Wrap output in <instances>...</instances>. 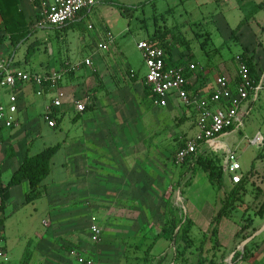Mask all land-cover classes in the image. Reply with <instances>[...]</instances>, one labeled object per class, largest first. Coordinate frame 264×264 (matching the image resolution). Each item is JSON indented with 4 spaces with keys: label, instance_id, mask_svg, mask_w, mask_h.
<instances>
[{
    "label": "crops",
    "instance_id": "obj_1",
    "mask_svg": "<svg viewBox=\"0 0 264 264\" xmlns=\"http://www.w3.org/2000/svg\"><path fill=\"white\" fill-rule=\"evenodd\" d=\"M219 1L222 4L223 2L227 4L228 7L238 5L236 2H232L233 0ZM18 2L19 9L22 11L31 31L34 32L37 28L47 25L44 24L43 8L39 3H32L30 0H18ZM262 4H264V1L251 6L253 14L245 17L244 25H248L249 21L254 19L256 20L257 29L263 33L264 6ZM125 15L126 13L121 12V9L117 6L103 0L93 7L79 12L69 23L70 26L81 25L82 30L90 28L89 25L92 22L100 24L96 44L94 41H86L81 37L79 38V44L97 48V50H108L111 45L115 44L116 36L127 29V22L124 20ZM1 23L0 16V28ZM108 23H111V26H108ZM60 28L64 29L63 26ZM205 32L210 33L208 36L211 42L215 36L219 35V31L215 28ZM34 34L14 48L7 34L3 31V38L0 41V57L3 59L9 58L13 68L26 70L28 62L25 61V55L24 59L19 61L14 58V54L20 46L26 45L28 42V45L35 42L36 40H30ZM243 34L241 27L234 39H243ZM229 38H231V35ZM99 45H104V47L100 48ZM252 46V43L247 41L241 53L245 52L247 57L252 59L256 72L260 77V82L257 85L259 88L240 106L238 125L224 131L214 142L206 146L211 151L219 152L223 156L225 171L223 182L225 188L226 185L231 184L234 186V184L231 183L230 175L225 170L224 158L228 150H236L241 164L239 171L242 175L241 182L244 183V188L239 195L241 201L236 203L228 217L223 218L216 225L215 237L218 244L215 249H212L210 240L205 245L204 256L209 259L213 258L214 264H229L232 254L231 260H235V264H264V230L246 245L247 257L245 259H243V254L235 257L239 251L242 252L239 248L240 243L246 239L244 236L254 234L264 225V217L254 215V213H251L252 210L249 208V204H243L246 198L248 200L252 199L254 202L262 199L264 202V124L262 123L252 131H246L244 135L240 136V139L236 135L237 130L239 132L242 129L245 130L246 122H248L247 120L252 116L254 110L257 109V104L264 103V80L261 79V74L264 71V68L261 67L264 60L259 57L260 54L256 55V50H253ZM261 46L259 45V48ZM262 50L264 51V49ZM87 58L91 60L92 64L88 66V70H84L83 61ZM176 61L179 63L178 60ZM69 62H71L70 58L60 61V69L58 70L43 65L41 72L30 71L39 74L55 73L60 76L58 91L63 94L62 105L53 108L56 126L49 127L47 125L48 128L60 129L68 110L71 111V117L68 118L66 131L59 139H56L57 143L55 144L61 143V147L51 159L50 173L47 176V178L51 177V180L48 181L46 178L43 181L44 190L38 197L29 201L38 204V201L42 200L44 202L46 200L48 203L47 218L41 221L42 230L37 234V244L28 251L23 249L16 260L11 258L12 251H8L4 235L5 207L15 200L27 203L25 197L29 190L28 183L24 180L19 185L12 186L9 190V199L5 203L2 216L4 219L0 224L8 264H78L70 247L71 241L61 245L56 244V230L57 228L62 229L65 233L69 229L68 226L72 225L73 214L80 212L78 207L81 202L84 204L83 210L89 212L90 215L86 224L87 228L85 231L77 233H73L70 230L71 228L69 230L72 232L71 235L79 238L77 240L80 243L76 241V244L83 252L82 255L87 259H91L93 264H157L160 258H164L161 264H185L184 257L187 260L189 259L188 262L196 264L199 245L188 248L185 254L181 255L180 252H183L184 243L181 246H173L168 239L162 237L155 242L152 240L148 245L142 246L138 250L143 254L142 258L135 259L128 255V250L131 247L126 243L120 245L118 239L119 237L152 238L163 228V224L160 226L155 224L159 220H164V214L153 208L159 204V199L153 200V190L158 191L161 174L160 170L153 168L151 156L154 155V158L161 157V151H157V146L161 148L162 141L166 140V133L162 132V125H166L168 113L164 116L162 111L168 108V104L171 108L169 111L176 110L175 106L179 105L177 100H180L173 96L164 107L154 104L152 94L146 86V89H144L146 71L144 75L139 77L136 69L129 66L126 68V76L121 75L122 77L119 78L105 64L95 65L94 58L90 55L85 56L84 59L73 65H69ZM70 68H73L74 72H71ZM234 68L235 75L230 76L229 70L228 76H226L232 83H235L237 79L236 63ZM201 75L196 76L193 72L188 75L190 94L202 95L203 88L209 87L211 91L214 88V79H202ZM8 93V90L1 91L0 101L6 102ZM30 93L36 95L31 84L21 87L17 92L19 110L15 116L16 124L10 128L0 125V131L9 130L10 133L7 139L12 140L4 147L2 146L4 138L0 135V182L2 186L8 183L12 174L20 166L25 154L32 156L46 148L32 152V146H23L18 143L19 141L16 143L14 141L20 136V129L26 127V125H32L26 113L27 106L35 102V100L29 99ZM54 95L53 91H46L43 95L36 96L38 98L49 96L50 102H46L44 106V110H46ZM75 99L84 101L86 107L83 112L79 113L75 110L73 104ZM15 129L17 130L15 131ZM257 135L262 138L260 146L255 144L260 151H253L249 161L244 165L240 161L241 153H239V149L243 148L245 150L248 147H253L252 140ZM149 142L152 143L150 144V153L145 149ZM245 142H248V144ZM153 146H155L154 149ZM199 150L202 151V148H199ZM59 154L62 155V158L58 166L54 168L55 158ZM183 177V174L179 176L177 184H181ZM179 180L180 183H178ZM81 199L84 201H80ZM104 208H107V213H105ZM215 208L217 213L219 205ZM185 214L192 221L191 231L195 226V221L188 213ZM92 218H95V223L102 230V226L104 227L101 234L102 238L99 240L94 237H91L92 241L91 238L89 239L88 224L92 223ZM246 218L250 219L251 225L243 231L241 222ZM106 220L108 221L107 226H105ZM211 222L208 227L202 229V234L207 233V230L212 227ZM225 232L230 237L229 241L223 239ZM84 237L88 240H85ZM151 245L152 247L147 254L146 250ZM132 250L136 251V249ZM26 252L29 253L28 259L25 258ZM213 253H215L214 257H212ZM174 258L176 260H173Z\"/></svg>",
    "mask_w": 264,
    "mask_h": 264
},
{
    "label": "rangeland",
    "instance_id": "obj_2",
    "mask_svg": "<svg viewBox=\"0 0 264 264\" xmlns=\"http://www.w3.org/2000/svg\"><path fill=\"white\" fill-rule=\"evenodd\" d=\"M261 1L264 0H233L232 2H236L238 5L228 7L227 4L224 2L222 4L219 0H116L119 5L124 7L123 12L126 13L124 20L127 22V29L122 34L116 36L115 44L111 45L108 50H97V48L79 44L80 37L86 41L91 40L95 44L97 43L96 37L99 35L101 26L96 22H92L89 25L91 27L86 30H82V26L78 24L64 29L45 25L37 28L33 32L35 34L30 39L31 41H36L32 44L33 50L30 54L26 70L41 72L43 65H48L58 70L60 69V61L65 58H70L71 62H69V65H73L79 60L84 59L85 56L90 55L94 58L95 65L105 64L119 78L122 77L121 75L126 76V68L129 66L136 69L140 77L144 75L146 68L143 64L141 53L137 48V42L156 37L154 34L157 30L165 31L167 29L166 42L170 43L171 61L175 62L178 60L179 65H174V67H184V72L185 70L188 72L187 77L193 72L196 76L202 74V79L215 80L219 75L228 76L229 70L230 76H234V64L236 63V67L238 66L237 57L245 53L241 52L245 48L247 41L252 43V48L256 50V55L260 54L259 57L264 60V51L262 50L264 49V32L262 33L257 29L256 20L251 19L248 25H242L244 32L243 39L235 40L233 37L229 38L238 24L241 21H245V17L253 14L251 6ZM108 26H111V23H108ZM213 28L219 31V35L215 36L212 42L206 40L204 44V37L198 38L196 36V33H205V31H211ZM28 43L17 48L16 54H14L16 60L22 61L24 59ZM259 45H262L261 48H259ZM65 66L67 67V64ZM261 68H264V64ZM83 69L88 70L89 67L85 65ZM69 70L74 72L73 68ZM263 78L264 71L261 74V79L264 80ZM204 86L206 87L205 84ZM146 88L144 84V89ZM189 88V85H187L188 90ZM202 90V95L194 93L190 94V98L202 100L207 98L211 93L209 87ZM29 99L35 100L26 109L28 119L32 125H26V127L20 129V136L14 139V141L15 143L19 141L18 143L23 146H32L31 151L36 152L57 143L56 139H59L66 131L71 111L68 110L66 112L60 129H50L43 121L44 106L46 102H50L49 96L38 98L33 93H30ZM81 101L84 102L83 100ZM177 103L179 105L175 106L176 110L169 111L171 108H169L168 104V108L162 111L164 116L168 113L166 125H162V132L166 133V140L162 141L161 148L157 146V151H161V157L154 158V155L151 156L153 168L160 170L161 174L160 187L157 189L158 191L153 190V200L159 199V204L153 208L160 210L164 214V220L155 222L157 226L161 224L164 226L168 222L171 218V210H174L178 219L185 213H188L195 221V226L188 234L190 246L193 248V246L200 245L203 236L202 229L208 227L213 216L216 215L215 206L219 205V208L221 207V202L226 200L233 185H226L225 188V183L222 181V186L219 187L218 177L211 180L208 171L199 165L192 166L189 173H184L188 166H181L176 162L177 149L182 144L185 145L189 139L192 140L197 133L196 120L199 115V107L196 104L187 106L178 100ZM257 106V109L254 110L252 116L247 120L248 122H246V126L244 127L245 130L242 129L241 132L237 130L236 135L239 139L246 131H252L262 123L264 124V103H258ZM9 133L7 129L0 131V135L4 138V142L2 143L4 147L7 143L12 142L11 139H7ZM245 143L248 144V142ZM150 144L152 143L149 142L147 148H145L148 153L151 151ZM154 148L155 146H153ZM248 148L245 150L243 148L239 149V153H241L240 161L244 165L249 161L253 151H260L255 144H253V147ZM200 152H203L206 158L213 161L216 171L220 170L224 178L225 171L221 153L213 152L208 147L202 149ZM61 158V154L55 158L56 163L54 168L58 166ZM181 174L184 177L179 185L177 184V179ZM47 180L50 181L51 177L47 178ZM255 193L257 192L255 191ZM182 200L185 202L184 205ZM245 200L243 204H249L248 206L252 210L251 213L257 215L258 209L263 202L262 199L255 202L252 199L248 200L246 198ZM80 201L84 200L81 199ZM42 202L40 200L37 204L15 200L5 207L6 222L4 224V235L8 251H12V259H18L23 249L28 251V249L37 244V234L42 230L41 221L47 218L48 203L46 200ZM83 208L84 204L81 202L78 207L80 212L78 211V214H73L72 216V225L68 227L69 229L71 228L70 230L73 233L85 231L87 228L86 224L90 215ZM104 209L105 213H107V208ZM234 215L236 216L235 213ZM249 221V218L244 219L241 222V227L247 225ZM91 224H88L90 231L89 239L91 237L98 240L101 239L104 227L99 223L103 230L100 228L101 233L97 236L92 232ZM107 224L108 221L106 220L105 226ZM69 229L63 233L62 229L57 228L56 244L61 245L62 243L71 241L70 247L75 252L74 255L77 261L80 256L84 257V255H82L81 249L78 248L79 245L76 244V241L79 242V238L71 235L72 232ZM207 232L208 241L210 240L212 249L214 250V244H218L215 237L216 234H211V228ZM229 238V235L225 232L223 239L229 241ZM118 239L120 245L126 243L131 247L128 250L130 257L141 259L143 254L138 252V250L142 246L148 245L154 240V237H119ZM85 240H88V238ZM182 243L181 234L179 233L176 236V245L181 246ZM132 249H136V251ZM188 260L184 257L185 264H192Z\"/></svg>",
    "mask_w": 264,
    "mask_h": 264
},
{
    "label": "built area",
    "instance_id": "obj_3",
    "mask_svg": "<svg viewBox=\"0 0 264 264\" xmlns=\"http://www.w3.org/2000/svg\"><path fill=\"white\" fill-rule=\"evenodd\" d=\"M39 3L43 8L44 24L60 28L75 16L93 7L103 0H30ZM103 48L104 45H99ZM144 66L146 68L145 84L151 90L154 104L166 106L171 97H177L184 104H196L199 107V115L196 120L197 133L192 140H188L183 148L177 150L176 162L183 164L185 159L200 152L199 148H206L214 142L224 131L238 125L240 106L248 100L250 95L258 90L254 85L249 68L241 56L237 57V79L235 83L226 77L219 75L214 80V88L209 96L202 100L191 99L187 89L188 80L184 75V67L170 66L166 62V52L163 47L149 40L137 42ZM86 66H91L89 58L83 61ZM60 76L55 73H34L23 69L13 68L9 58L0 57V92L8 90L6 102L0 101V125L10 128L16 124L19 97L18 90L31 84L35 94L43 95L46 91L55 93L50 105L43 113V120L49 127L56 126L53 108L61 107L63 94L58 91ZM75 110L83 112L85 103L79 99L73 101ZM253 144L261 145L262 138L257 135L252 140ZM225 170L230 175L232 184H238L242 180L240 174L241 164L237 152L228 150L225 158ZM4 212V200L2 187L0 186V218ZM91 230L97 236L101 233L100 227L92 218ZM75 254V252H72ZM78 264H93V261L85 257L77 259ZM0 264H8L7 253L4 247L2 227L0 225Z\"/></svg>",
    "mask_w": 264,
    "mask_h": 264
},
{
    "label": "trees",
    "instance_id": "obj_4",
    "mask_svg": "<svg viewBox=\"0 0 264 264\" xmlns=\"http://www.w3.org/2000/svg\"><path fill=\"white\" fill-rule=\"evenodd\" d=\"M109 3L113 4L114 6H117L119 9H121V12L124 11V7L122 5H119L116 0H106ZM264 6V4H262ZM82 12V11H81ZM0 16L2 19L1 23V28H0V41L3 38V31L7 34L8 38L12 42V45L14 48L22 42L26 41L32 34L33 31L29 29L28 24L25 20V17L22 13V11L19 9V2L18 0H0ZM244 24V21H241L237 28L233 30L231 34V38L235 37L236 34L239 32L241 29L242 25ZM70 26V23H66L63 28H66ZM168 35L167 29L165 31L157 30L154 36L156 37H151L149 39L150 42L157 43L161 47L164 48L166 52V62L170 66H176L179 65L177 61H171V56H170V43L167 41L166 42V36ZM196 36L199 37H204L203 43L205 44L206 40H209L208 34L205 33H196ZM32 43H30L27 47V51L25 54V61H29L30 54L33 50L32 48ZM241 57L245 60L251 77L254 81V85L257 86L260 82V77L258 76L255 65L252 62L251 58H248L246 53L241 54ZM187 71L184 72L185 77H187ZM145 80V78H144ZM147 87L148 91L151 94V90L149 87L145 84ZM147 91V93H148ZM146 93V94H147ZM153 98V96H152ZM61 143L46 147L44 150L40 151L39 153L35 155H28L25 154L20 166L18 169L12 174L10 180L8 183L4 186H2L0 182V186L2 187V192H3V200H4V206L6 201L9 199V190L12 186L19 185L22 181H27L29 190L26 194L25 200L27 202L32 201L36 197H38L41 192L44 190V184L43 181L47 178V176L50 173V163L52 157L55 155V153L60 149ZM184 144H182L178 149L183 148ZM177 149V150H178ZM194 165H199L202 167L204 170L208 171L209 178L211 180H214L215 178L218 177V186H222V173L220 170L216 171V166L211 161L210 159L206 158L203 155V152H195L194 154L188 156L185 161L183 162L182 166H188L184 173H189L192 169V166ZM180 183V180L178 181ZM244 188V183L240 182L238 184H234V186L231 188L229 191L227 198L225 201L221 202V207L217 211L216 215L212 218L211 222V234H216V225L220 223V221L228 217L231 210L234 208L237 202L241 201L239 195L240 192ZM181 191V190H180ZM184 204V200H183ZM261 218L264 217V202L260 205L258 209V214ZM171 218L166 222V224L163 226L161 231L156 234L154 237L153 242L158 240L159 238H166L168 239L173 246H176V236L180 233L181 234V240L184 243L183 247V252L180 254L184 255L185 251L188 248H191L190 246V240H188V234L190 232V229L192 227V221L186 214H184L181 218H177L175 215L174 210H171L170 212ZM4 218H0V224H2ZM251 225V222H248L247 225H244L241 227V229L244 231L245 229L249 228ZM251 236V234H247L244 236V238H247ZM208 241V232L204 233L200 242V245L197 248L198 251V258H197V263L196 264H214L213 258L209 259L208 257L204 256V249L205 245ZM153 245V244H152ZM152 245L146 250V253L148 254ZM217 244H214L213 248L216 247ZM215 249V248H214ZM247 246H245L243 252H238L235 257H237L240 254H243V259L247 257ZM215 253H213L214 257ZM29 253L26 252L25 258L28 259ZM173 260H176L174 258ZM164 261V258H160L157 261V264H161ZM235 260H232V264L234 263Z\"/></svg>",
    "mask_w": 264,
    "mask_h": 264
},
{
    "label": "water",
    "instance_id": "obj_5",
    "mask_svg": "<svg viewBox=\"0 0 264 264\" xmlns=\"http://www.w3.org/2000/svg\"><path fill=\"white\" fill-rule=\"evenodd\" d=\"M264 230V225L259 229L257 230L254 234H252L251 236L247 237L245 240H243L241 243H240V248L243 252V249L244 247L253 239L256 237L257 234H259L261 231ZM232 257H233V254L230 256V259H229V264H232Z\"/></svg>",
    "mask_w": 264,
    "mask_h": 264
}]
</instances>
